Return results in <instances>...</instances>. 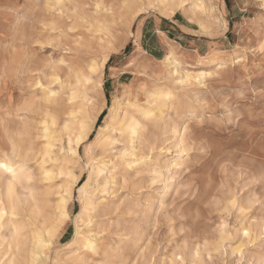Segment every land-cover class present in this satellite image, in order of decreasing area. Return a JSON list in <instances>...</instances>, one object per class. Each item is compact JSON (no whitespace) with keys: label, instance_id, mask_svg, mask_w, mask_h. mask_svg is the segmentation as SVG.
<instances>
[{"label":"rangeland","instance_id":"374dc122","mask_svg":"<svg viewBox=\"0 0 264 264\" xmlns=\"http://www.w3.org/2000/svg\"><path fill=\"white\" fill-rule=\"evenodd\" d=\"M192 2L186 0L187 8L164 18L157 8L131 6L125 0H101L102 6L96 8L97 0H64L69 13L60 17L54 0H0V158L10 156L18 165L23 158L17 160L11 153L13 146L23 155L27 141L33 148L42 143L40 138L35 140L42 128L40 117L19 107L40 93V85H34L39 73L31 74L29 69L41 68L62 55L86 60L109 54L101 79L104 106L90 141L97 127L109 123L108 111L113 104H118L120 114L127 105H154L153 94L158 89L173 96L174 109L160 115L159 122L146 124L142 133L155 144L150 154L153 163H147L125 184L115 181L113 186H105L113 192L111 200L103 198L104 203L111 202L105 204L108 208L101 207L93 214L91 226H79L87 235H94L98 254L75 251L77 247L62 251L74 237L75 216L81 204L74 187L66 203L68 219L42 224L47 230L55 226L56 232L51 239L43 232L44 245H50L40 255L44 263L34 264H72L69 260L80 254L86 256L83 264H264V0H204L205 9L195 12V18L188 12ZM97 18L104 21L99 24L103 30L95 26ZM167 42L183 52V63L194 65L200 56L205 57L201 67H188L192 75L199 68L210 73L203 88L180 84V74L162 73L160 60L167 53ZM16 53L18 57L13 55ZM211 56L219 60L218 66L208 63ZM163 116L169 120H162ZM29 119L36 123H29ZM22 122L30 129V136L23 134ZM114 128L113 155L122 146V137ZM86 147L80 146L77 166H73V174L79 179L76 186L89 175L88 155L96 157L100 151L99 146H93L86 154ZM177 152L180 155L173 159L177 165L172 171L154 163H169ZM33 162L23 161L33 176L29 183L34 196L32 202L19 206L29 208L27 216L42 223L54 211L59 195L46 194L43 189L47 182L39 181ZM53 183L59 185L60 180ZM96 183L101 181H92L90 188ZM232 198L241 202L245 211L231 207ZM5 222L6 218L3 225ZM3 227L0 234L5 233ZM32 228L19 231L28 232L27 239H16L15 244L21 243L19 259L11 244L17 258L13 257L17 261L14 264L32 263L28 251L32 249V239H28ZM245 229L250 233L246 235ZM0 247L3 264L9 255H4L5 244Z\"/></svg>","mask_w":264,"mask_h":264},{"label":"bare ground","instance_id":"6f19581e","mask_svg":"<svg viewBox=\"0 0 264 264\" xmlns=\"http://www.w3.org/2000/svg\"><path fill=\"white\" fill-rule=\"evenodd\" d=\"M63 1L64 0H54V4H53V5H58L60 7L59 9H57L59 13L61 11L60 17L63 15V12H66L65 5L62 4ZM125 1L131 6L139 4L141 7L147 6V7L157 8V11L164 18L171 17L174 14V12L179 8L180 9L187 8L186 5L184 4L186 0H179L178 3L176 4H172L170 2L171 0H125ZM45 3H47V1ZM51 4L52 3H50V5ZM100 4H101V0L100 1L97 0V4L94 5V7L97 5L100 7ZM153 5L156 7H154ZM204 7H205L204 0H193V2L191 3L188 9V12L191 13L194 17L195 12L204 10L205 9ZM74 10H75V7H74ZM141 10H144V9L141 8ZM53 15L55 17L54 12H53ZM43 17H45V15ZM97 17L99 16L97 15ZM50 20L51 19H49V21ZM79 20L81 19L79 18ZM102 22L104 21L100 20V18L95 19V23H96L95 26L98 29L103 30V26L99 25ZM52 23L54 22L52 21ZM71 23H74V22H71ZM51 24L49 25L50 30H51ZM43 26L45 28V25ZM74 26H77V25H74ZM47 27L48 26H46V28ZM54 28H56V26ZM39 29L40 28L38 27V30ZM43 31L41 33H43ZM166 44H167V53L163 57V59L160 60V63L163 66L162 73L166 76H174V75L180 74V82H179L180 84L188 85L189 83L190 85H192V87L197 85L198 87L203 88L205 86L204 80L206 77H209L210 73L199 68L196 74L192 75L190 71L188 70L189 69L188 67H194L195 65L197 67H201V65L204 64L203 62H204L205 57L200 56V60H198L197 63L195 62L194 65L183 63L182 62V60L184 59L183 52L178 51V49L176 47H173L169 42H167ZM13 55L17 56V53ZM67 56L68 55H65V56L62 55L57 60L53 62L50 61L49 64L47 63L45 66L41 68L33 67L32 69H29V73L31 72L39 73V77L36 76L35 78L34 85L35 86L40 85L41 88L40 87H37V88L38 89L40 88L41 94L38 91L39 93V94L37 93L38 96H36V93H35V95H32L29 100L27 99V101H24L19 108L20 110H25L27 112L28 111L33 112L34 114H36V116L40 117L39 119L40 121L38 122L40 123V126H42V128H39L40 135L38 134L35 140H38V138H40L41 139L40 141H42V143L41 142L38 143V145L40 144L38 148L37 147L33 148L32 143L30 141H27L28 147L23 151V155H20L21 153H18L17 150L13 146L12 150H10L11 153L14 154L15 157H17V160L20 157L23 158L20 160V162L21 161L22 162L18 165L12 162L14 160L11 161L9 159L10 156L8 157L7 155H2V158H0V228L4 226L2 229H4L3 232H5L4 234L2 233L0 234V246L5 244L4 255H9L4 260L3 264H14V262H17L15 261V259L13 260V257H14L13 254L15 253L12 252V249L15 250L14 252H16V254L17 252L21 250V249H18V246L21 243L19 242V244L18 243L15 244V242H16V239H23V237H25V234L28 233V232L27 233L23 232L24 234H20L21 232L19 233V231L20 230L23 231L25 227H33L31 230L28 229L29 235H30V238L28 239L29 240L32 239V249L30 248L31 251L28 249L31 255L30 256L31 261H32L31 264H34L35 262L44 263V260L40 258V255L43 253V250L45 249L44 247H46L45 246L46 244L44 245V241H43L45 240L44 234L45 235L47 234L48 237L51 239L53 236H55L56 227L53 226L52 229L47 230V228L45 227L44 229L42 228V224L49 223L50 221L58 222L56 221L57 218H60L58 219L59 221L61 220V218L65 220L68 219L67 218L68 212H66V203L69 202L68 200L71 199L70 195L74 187L77 188V195H78V199L80 200L81 204H80V209L75 216L77 225L75 228L74 237L68 243L63 245L62 251H71V249H74L73 247H77L75 251L83 250L85 251V253L86 251H90V252H95L96 254H98L97 250H99L98 248L99 245H97L96 241L93 239L94 235L93 236L92 234L87 235L85 231H82L81 229L82 227L79 228V226H83V228L88 227L90 224L93 223L92 218H93V214H95L96 211H98L101 207L108 208L104 206L105 204H109L111 202L107 201L104 203L103 198L110 197V200H111L113 192H109L108 190H106L105 186L107 185L113 186L115 184V181H117L118 183L125 184L132 177L142 172L143 170L142 168H144V166L147 163H153V160L150 157V154H151V151L154 149L153 147L155 146V144H153V141L150 138L142 135V133L146 130L145 125L148 123L155 124L156 122H159L157 121V118L160 115H163V113L165 112L167 113L168 111L174 109L173 103H172L173 96H170L168 92L162 91L161 89L156 90L155 93L153 94V96H155L154 105H150V104H148L147 106L127 105L126 109L122 110L120 114H118V110H117L118 104H113L108 111L109 123L105 127H97L96 136L94 140L90 141L88 140L89 135L94 129L95 122L98 116L101 114L103 110V106H104V100L102 98L103 92H102L101 79H102L103 68L108 63V60H109V54H104L100 56L99 59L93 57L92 55L93 58L88 57V59L86 60L71 58V56L70 57H67ZM196 59H198V57ZM207 61L210 65H214V66L219 65V60L214 56H211V58H209ZM28 64L29 62L27 63V65ZM12 69L13 68H11L10 70ZM2 73H4L5 75V72H2ZM21 79L23 80V78ZM24 81L26 80L24 79ZM27 81H28V78H27ZM191 81H194V82H191ZM29 84L31 85L32 82ZM23 85H26V84H23ZM21 93H24V92H21ZM27 96L29 97V95ZM130 107H132L133 110L128 109ZM15 108H18V107H15ZM16 113L18 114V112ZM15 114L13 116H15ZM25 117H22V118L25 119ZM165 118L166 116H163L162 120ZM30 120L31 119H29V123H30ZM168 120L169 119L166 118V122ZM31 121H34V123H36L35 119ZM160 122H161L160 123L161 125L167 126L166 122L161 121V120ZM22 125H23V122H22ZM30 126L28 128H30ZM114 126H116L117 128L116 130L119 132V135L122 137V140H121L122 146H121L120 152H118V154L113 155L110 153V151H111L112 146L116 144V140H114L111 136V132L115 129ZM5 129H4V132H5ZM28 130L24 123L22 127V132L23 134H25V137L29 135ZM7 132L5 133L7 134ZM35 132H38V131L35 130ZM21 134L22 133H20V135ZM33 136L34 135H32L31 138H33ZM10 140L12 139L10 138ZM19 140L20 138H18V142ZM136 143H139V144L137 147H134L133 145ZM83 144H87V147L85 149L86 154H89L90 148H93V146L95 147L99 146L100 151L99 153L97 152L98 154L96 157H93L92 155L91 156L88 155L87 160L89 162V175L86 178V180L81 181L76 186L77 180L79 179L77 176L73 174V166L75 164L77 166L78 150L80 146H82ZM179 155H180L179 152L175 153V155L173 156L172 160L169 163L163 164L161 162H155V161L154 163H156L160 167V169H166L168 171H172L173 168L176 167L177 165L173 161V159L178 158ZM26 159L32 160L36 163L37 169L39 171L38 172L39 177H40L39 181L47 182V184L45 185L43 189L46 192V194L59 195L58 201L57 203H55V206H54V211H52L49 217H47L46 219H43L42 223H39L37 220H32V218L30 219L29 217L30 215L27 216V213L30 211L29 208H28L29 209L28 211V209L23 210V208L19 206L20 204H27L29 200L31 201V199H33V196H34L33 195L34 188L29 183V181L33 179V176L30 174L29 168L26 167L25 164L23 163V161ZM57 179L60 180L59 185L53 183V181ZM92 181H95V182L101 181V183H96L95 187L90 188ZM36 185L37 184H35V186ZM38 186L39 185H37L36 188H38L40 191V188ZM37 191L38 190H36V193ZM95 192L97 193L95 194ZM39 202L40 200H38L36 203L39 205ZM244 202L247 203V200ZM49 203L51 204V202ZM38 205L35 207H38ZM53 205L54 204H52V206ZM229 205L231 207H236V209L238 210H242V208L244 207L242 206L241 202L236 200V198H232V200L229 202ZM24 206L25 205H23V207ZM242 211H245V210H242ZM19 214H21L20 215L21 218H17ZM4 218H6V222L3 225ZM247 227L246 229H248ZM43 232H46V233L43 234ZM249 233L247 230L245 231L246 235ZM26 237L24 239H27ZM50 239L48 240L50 241ZM49 241H48V244H49ZM13 243H14V247L12 248L11 244ZM49 245L47 247H49ZM20 248H21V245H20ZM17 249L18 251H16ZM14 258H16V256ZM17 258L18 259L20 258L18 254H17ZM85 259H86L85 254H80L79 256H74L69 261L72 264H83Z\"/></svg>","mask_w":264,"mask_h":264},{"label":"crops","instance_id":"0c3cea01","mask_svg":"<svg viewBox=\"0 0 264 264\" xmlns=\"http://www.w3.org/2000/svg\"><path fill=\"white\" fill-rule=\"evenodd\" d=\"M162 21H159V24L161 23ZM165 22V21H164Z\"/></svg>","mask_w":264,"mask_h":264}]
</instances>
